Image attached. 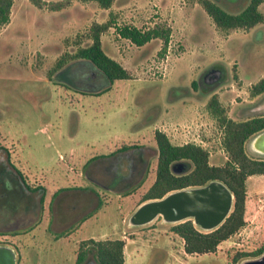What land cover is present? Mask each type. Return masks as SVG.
I'll return each instance as SVG.
<instances>
[{
    "label": "rangeland",
    "instance_id": "obj_1",
    "mask_svg": "<svg viewBox=\"0 0 264 264\" xmlns=\"http://www.w3.org/2000/svg\"><path fill=\"white\" fill-rule=\"evenodd\" d=\"M224 1L217 0L228 10L247 3ZM56 2L62 5L53 9ZM259 8L264 13V1ZM101 22L111 24L100 35L103 50L129 77L115 79L100 94L61 87L52 80L56 62L90 44L91 26ZM123 24L170 26L166 48L159 38L136 45L117 32ZM20 25L27 32L15 34ZM263 26L264 21L248 29H222L199 0H113L108 8L95 0H42L40 5L13 0L9 21L0 28V44L9 40L14 45L10 51L0 47V158L10 160L25 182L45 187L36 227L13 236L0 233V239L17 244L19 264H75L79 242L91 237L123 238L124 264H233L238 252L253 250L256 215L205 253L186 252L182 237L171 230L175 222L160 215L136 226L127 219L155 178V130L176 144H199L209 151L210 162L223 163V128L208 108L211 96L234 120L264 114V92L251 93L264 75V29L253 35ZM216 63L226 67L225 80L208 89L204 74ZM152 105L147 122L144 115ZM257 133L246 140V152L264 157L249 145ZM123 144L136 147L118 151ZM116 154L142 162L128 186L111 189L105 165ZM68 186H91L108 197L84 221L73 214L61 223L50 218L49 203L55 191ZM246 192L256 199V214L264 216V174L249 175ZM254 257L244 255L235 264ZM87 260L97 264L91 255Z\"/></svg>",
    "mask_w": 264,
    "mask_h": 264
},
{
    "label": "trees",
    "instance_id": "obj_2",
    "mask_svg": "<svg viewBox=\"0 0 264 264\" xmlns=\"http://www.w3.org/2000/svg\"><path fill=\"white\" fill-rule=\"evenodd\" d=\"M32 1L38 5L42 4L40 0ZM95 1L104 8H108L113 2V0ZM263 1L248 0L242 8L228 10L217 0H199L208 15L222 29H248L263 22L264 13L259 8ZM12 3L13 0H0V28L9 21ZM61 5V2H56L51 4V7L57 9ZM110 25V22L94 23L90 33L92 42L87 47L79 48L76 55L91 59L106 72L111 81H114L119 78H128L129 71L108 55L101 46L100 35ZM116 30L122 37L136 45H143L153 38H159L162 40L163 49L166 48L171 32L170 26L163 24H154L147 28L123 24L116 26ZM262 92H264V75L251 86L252 94ZM208 108L223 128L222 144L227 153L226 160L223 163H212L206 148L194 142L173 143L165 132L157 129L154 132L158 149L155 178L141 196L139 203L161 197L174 189L201 185L211 179L224 181L234 193V203L232 210L221 224L213 229L203 230L196 226L191 218H188L175 222L170 227L173 232L182 237L186 252L205 253L214 251L222 240L228 238L256 215L259 226L250 240L256 243V247L250 252H238L233 262L235 264L237 259L244 255L258 256L264 251V216L261 213L256 214V199L246 192V178L255 173L264 174V157L249 155L245 147L248 137L264 130V114L234 120L226 116L215 94L209 99ZM130 145L123 144L118 147V151L136 147L135 144ZM127 160L123 154H116L110 162L106 163L108 188L116 189L121 184L128 186L132 175L124 169L125 166L128 167ZM17 172L20 176L19 184L21 183L30 192H34L29 194L31 200L29 206L36 208L42 205L45 187L38 184L29 185L24 181L22 173L19 170ZM7 191L10 192V196L12 195L11 205H18L21 202V192L11 186ZM107 197V193L100 192L91 186L63 187L52 194L48 214L50 218H56L61 223L70 221L73 214L79 215L80 220L84 221L97 212ZM124 245V239L119 237L101 239L91 237L81 240L75 251V264H86L89 255L93 256L97 264H124Z\"/></svg>",
    "mask_w": 264,
    "mask_h": 264
},
{
    "label": "flooded vegetation",
    "instance_id": "obj_3",
    "mask_svg": "<svg viewBox=\"0 0 264 264\" xmlns=\"http://www.w3.org/2000/svg\"><path fill=\"white\" fill-rule=\"evenodd\" d=\"M40 1L42 2V0ZM244 1L245 0H226L224 1V3L225 4H229L232 2L242 3ZM33 4L37 5L35 2H33ZM25 7L28 8L27 6ZM20 15L21 17L26 18L25 11L21 12ZM22 27L24 26L20 25L17 28H15L14 33L15 34L26 33L27 29L25 27L24 28ZM262 29H264V26L260 28H256L253 32V35ZM87 46H89V44L84 45V46H79L74 52V54L71 56L72 58L70 59H67L65 61L62 59H59L56 62L57 65L53 73L52 80L54 82H57V84L60 85L61 87L69 88V89H72L82 94H100L104 92L105 90H107V88L110 86L112 81L109 79L106 72L101 67H99L96 63H94L91 59H89L86 56L76 55V52L79 48L87 47ZM0 47L6 51H10L12 50L14 45L11 41L6 40L0 44ZM216 72H218L219 77L216 80H213L212 78L215 76ZM226 72H227V69L223 65L219 63L213 64L208 69V71H206L204 74L207 76V81H209L208 83L210 87L208 89H211L219 82L225 80ZM194 86H197V89H198L197 82H194ZM184 89H186L188 92V89L186 88V86H184ZM154 107H156V105L150 106L146 114L144 115V119L147 122L148 120L150 121L151 119L150 112H152ZM74 114L75 113L73 112V115ZM73 115L71 116V123L74 121L73 123L76 124L77 119H75ZM249 145L250 146L253 145V148L256 151L264 155V142L257 141L255 139H249ZM139 155H141V152L139 153ZM126 157L128 158V156ZM128 159H129L130 165L127 167V169L125 166L124 169L126 171L128 170L130 175L138 174V172H140V169H141L140 160L142 162V158L138 157L136 160H133V158L129 157ZM17 170L18 169L13 164H11L10 160L6 159L5 161L0 158V211L7 210L8 205L11 204L8 199H5L8 196H10L9 195L10 192L7 191L8 189H10V186L11 188L13 187L15 189H18V191H20L22 194L24 192V190L18 183V179H20V176ZM24 219H25V216L23 214H19L18 216L12 218L9 222L0 220V227H4L6 224L14 223V222L22 223ZM0 246L10 247V249L15 252L16 264H19L20 252H19L17 244H14L12 241L8 240L7 238H2L0 239Z\"/></svg>",
    "mask_w": 264,
    "mask_h": 264
},
{
    "label": "water",
    "instance_id": "obj_4",
    "mask_svg": "<svg viewBox=\"0 0 264 264\" xmlns=\"http://www.w3.org/2000/svg\"><path fill=\"white\" fill-rule=\"evenodd\" d=\"M218 72L213 80L219 77ZM253 139L264 142V130L254 135ZM233 203L234 193L230 187L220 179H211L201 185L174 189L161 197L140 202L128 216L127 222L132 226L143 225L158 215L165 222L191 218L200 229L209 230L223 222ZM0 264H16L15 252L10 247L0 246ZM240 264H264V251Z\"/></svg>",
    "mask_w": 264,
    "mask_h": 264
},
{
    "label": "crops",
    "instance_id": "obj_5",
    "mask_svg": "<svg viewBox=\"0 0 264 264\" xmlns=\"http://www.w3.org/2000/svg\"><path fill=\"white\" fill-rule=\"evenodd\" d=\"M4 149H7L6 146ZM20 186L24 190L23 194L21 193L22 194L20 198L21 202L18 205L10 204L8 205L7 210H3V211L1 210L0 220L9 222L12 218L18 216L19 214H23L25 216V219L23 220L22 223L14 222V223L6 224L4 227H0V233H4V234H7V233L11 234L12 232H18L17 234L27 233V232H30L33 228H35L36 225L40 222V217L38 216L39 212H38L37 207L34 208V207L29 206L31 205L29 194L30 193L34 194V192H30L29 190L25 189L24 186L21 185V183H20ZM8 197L5 199H8L9 201H11L12 195Z\"/></svg>",
    "mask_w": 264,
    "mask_h": 264
}]
</instances>
